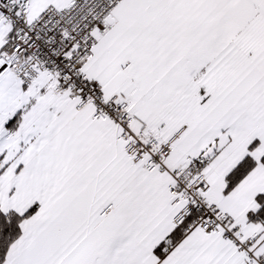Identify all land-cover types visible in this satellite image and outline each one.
I'll return each mask as SVG.
<instances>
[{"label": "snow or ice", "instance_id": "1", "mask_svg": "<svg viewBox=\"0 0 264 264\" xmlns=\"http://www.w3.org/2000/svg\"><path fill=\"white\" fill-rule=\"evenodd\" d=\"M0 264H264V0H0Z\"/></svg>", "mask_w": 264, "mask_h": 264}]
</instances>
